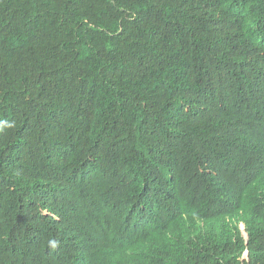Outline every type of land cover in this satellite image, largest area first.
I'll return each mask as SVG.
<instances>
[{
    "label": "trees",
    "instance_id": "trees-1",
    "mask_svg": "<svg viewBox=\"0 0 264 264\" xmlns=\"http://www.w3.org/2000/svg\"><path fill=\"white\" fill-rule=\"evenodd\" d=\"M0 264H264V0H0Z\"/></svg>",
    "mask_w": 264,
    "mask_h": 264
}]
</instances>
